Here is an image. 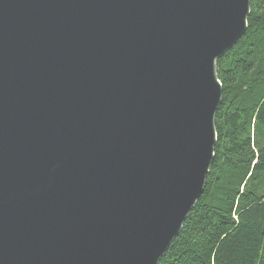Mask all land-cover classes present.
<instances>
[{
    "label": "water",
    "instance_id": "95a60500",
    "mask_svg": "<svg viewBox=\"0 0 264 264\" xmlns=\"http://www.w3.org/2000/svg\"><path fill=\"white\" fill-rule=\"evenodd\" d=\"M249 0H0V264H159L203 193L216 61Z\"/></svg>",
    "mask_w": 264,
    "mask_h": 264
},
{
    "label": "trees",
    "instance_id": "16d2710c",
    "mask_svg": "<svg viewBox=\"0 0 264 264\" xmlns=\"http://www.w3.org/2000/svg\"><path fill=\"white\" fill-rule=\"evenodd\" d=\"M216 61L222 98L203 193L159 264H264V0Z\"/></svg>",
    "mask_w": 264,
    "mask_h": 264
}]
</instances>
